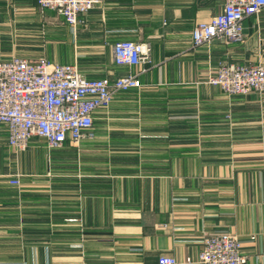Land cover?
<instances>
[{
  "label": "crops",
  "instance_id": "1",
  "mask_svg": "<svg viewBox=\"0 0 264 264\" xmlns=\"http://www.w3.org/2000/svg\"><path fill=\"white\" fill-rule=\"evenodd\" d=\"M223 4L105 0L72 31L37 0H0V61L139 82L95 112L78 148L33 138L18 154L3 130L0 264H200L204 237L219 232L264 264V93L228 97L207 83L221 64L264 65V8L244 19L243 44L194 49V27ZM121 41L149 44L151 63L117 66Z\"/></svg>",
  "mask_w": 264,
  "mask_h": 264
},
{
  "label": "built area",
  "instance_id": "2",
  "mask_svg": "<svg viewBox=\"0 0 264 264\" xmlns=\"http://www.w3.org/2000/svg\"><path fill=\"white\" fill-rule=\"evenodd\" d=\"M222 10L209 22L192 31L194 49L217 41L225 45L243 44L244 19L258 15L264 0H223ZM105 0H37L40 11L50 10L64 18L74 31L81 19ZM117 66H146L151 63L147 43L121 41L113 47ZM207 83L228 96L264 93V65L221 64ZM139 88L136 76L127 74L113 80H88L74 65L50 63L44 58L13 57L0 61V143L3 130L6 144L21 153L33 138L44 139L50 149L69 142L73 148L93 137L94 114L107 109L114 95ZM12 185H18L13 180ZM198 256L200 264H249L238 238L227 232L208 234ZM189 264V260L186 261ZM158 264H177L161 256Z\"/></svg>",
  "mask_w": 264,
  "mask_h": 264
},
{
  "label": "rangeland",
  "instance_id": "3",
  "mask_svg": "<svg viewBox=\"0 0 264 264\" xmlns=\"http://www.w3.org/2000/svg\"><path fill=\"white\" fill-rule=\"evenodd\" d=\"M13 58V57H12ZM226 96H228V95H226ZM228 97H232V96H228ZM19 154V153H18ZM12 182V181H11ZM19 185V184H18ZM18 185H16V186H18Z\"/></svg>",
  "mask_w": 264,
  "mask_h": 264
}]
</instances>
